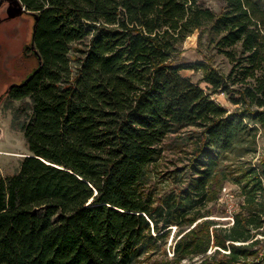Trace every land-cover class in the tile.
Masks as SVG:
<instances>
[{
    "label": "trees",
    "instance_id": "obj_1",
    "mask_svg": "<svg viewBox=\"0 0 264 264\" xmlns=\"http://www.w3.org/2000/svg\"><path fill=\"white\" fill-rule=\"evenodd\" d=\"M21 1L34 21L22 58L36 64L5 95L30 100L19 125L29 155L15 175L0 172V264L257 255L264 155L258 168L242 158L264 130V0H225L218 15L197 0ZM207 27L228 73L183 56L187 38ZM187 70L203 72L208 91ZM188 128L174 144L183 165L157 176L166 140ZM230 181L243 204L233 226L218 227L210 217Z\"/></svg>",
    "mask_w": 264,
    "mask_h": 264
},
{
    "label": "rangeland",
    "instance_id": "obj_2",
    "mask_svg": "<svg viewBox=\"0 0 264 264\" xmlns=\"http://www.w3.org/2000/svg\"><path fill=\"white\" fill-rule=\"evenodd\" d=\"M197 1L202 3L204 7L211 9L217 15L226 7L225 0ZM7 7V2L0 7V172L3 176L10 177L18 172L23 159L29 155V149L24 135L19 129V125L23 120V115L20 110L29 109L30 100L18 101L5 95V93L12 82L20 83L23 81L26 74L36 64V61L30 63L28 60L22 58L25 47L27 45L29 46L32 38L33 18L25 14L22 17L11 19L7 15ZM192 36H194V39H189ZM189 37L183 45V56L187 61L195 62L209 59L220 71L228 73L231 70L232 65L230 60L217 48L215 41L212 39L213 36L209 27L204 30L202 36H200L199 31H196ZM182 74L208 91L207 84L203 82V72L187 70ZM212 98L218 105L229 111L235 109V106L231 104L225 94H214ZM192 130L194 129L188 128L183 130L181 134L168 137L166 143L169 145V149L164 153L162 160L156 167L157 176L167 174L183 165L181 159L185 157V151L179 148L174 149V144L179 136H184V134L186 135ZM5 153L12 155H6ZM263 155L264 130H261L257 138V152L242 158V160L258 168ZM224 186H227L234 192L239 205L237 210L239 213L244 200L240 194V187L231 181L227 182ZM159 187H164V184H160ZM222 189L220 190V198L223 193ZM223 202L218 200L215 213L210 217V219L218 223V227L228 222L226 221L227 204H223ZM174 231L175 229H173ZM173 236L172 234L168 246L173 245ZM259 239L260 245L254 248V250H258L257 255L251 256L246 262L238 264H264V236L259 237ZM214 250L211 252H214ZM170 255L172 256V253ZM159 257H162V255Z\"/></svg>",
    "mask_w": 264,
    "mask_h": 264
},
{
    "label": "built area",
    "instance_id": "obj_3",
    "mask_svg": "<svg viewBox=\"0 0 264 264\" xmlns=\"http://www.w3.org/2000/svg\"><path fill=\"white\" fill-rule=\"evenodd\" d=\"M223 193L221 195V198L219 199L220 202H223L227 204V209H226V212H227V220L228 221L227 223H223L221 224L220 226L221 227H224V228H230L231 226L234 225L235 223V216L236 214L238 213V208H239V205H238V202H237V199H236V196L234 194V192H232V190L230 188H228L227 186H224L223 189H222ZM261 237V236H259ZM237 245H240V244H245V243H236Z\"/></svg>",
    "mask_w": 264,
    "mask_h": 264
},
{
    "label": "water",
    "instance_id": "obj_4",
    "mask_svg": "<svg viewBox=\"0 0 264 264\" xmlns=\"http://www.w3.org/2000/svg\"><path fill=\"white\" fill-rule=\"evenodd\" d=\"M5 2L8 3L7 15L11 19H16V18L24 16L27 13H31L30 11L27 10V7L23 4L21 0H0V7ZM35 19H37L36 16H35ZM0 135H1V128H0Z\"/></svg>",
    "mask_w": 264,
    "mask_h": 264
},
{
    "label": "flooded vegetation",
    "instance_id": "obj_5",
    "mask_svg": "<svg viewBox=\"0 0 264 264\" xmlns=\"http://www.w3.org/2000/svg\"><path fill=\"white\" fill-rule=\"evenodd\" d=\"M30 49H31V48L27 45V46L25 47L24 53L27 54V55H29V56H31L32 52L30 51Z\"/></svg>",
    "mask_w": 264,
    "mask_h": 264
},
{
    "label": "bare ground",
    "instance_id": "obj_6",
    "mask_svg": "<svg viewBox=\"0 0 264 264\" xmlns=\"http://www.w3.org/2000/svg\"><path fill=\"white\" fill-rule=\"evenodd\" d=\"M189 39H194V36H192V37H189ZM6 155H12V154H9V153H5Z\"/></svg>",
    "mask_w": 264,
    "mask_h": 264
}]
</instances>
